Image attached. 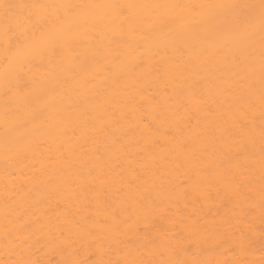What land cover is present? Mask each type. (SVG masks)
<instances>
[{"label":"bare ground","instance_id":"bare-ground-1","mask_svg":"<svg viewBox=\"0 0 264 264\" xmlns=\"http://www.w3.org/2000/svg\"><path fill=\"white\" fill-rule=\"evenodd\" d=\"M117 13L99 10L74 35L63 60L32 69L30 94L37 99L28 109L21 106L22 123L7 133L0 87V264L20 260L23 242L37 239L31 258L53 264L167 260L164 245L187 236L184 218L211 222L239 214L232 176L250 173L251 188L259 191L264 126L259 37L243 45L246 54L235 60L237 48L224 46L222 31L187 11L177 9L173 20L139 7L130 10L129 19ZM13 137L19 140L6 147V138ZM251 218L255 232L243 251L235 243L184 239L187 251L179 258L264 264L258 206Z\"/></svg>","mask_w":264,"mask_h":264},{"label":"snow or ice","instance_id":"snow-or-ice-1","mask_svg":"<svg viewBox=\"0 0 264 264\" xmlns=\"http://www.w3.org/2000/svg\"><path fill=\"white\" fill-rule=\"evenodd\" d=\"M137 7L148 9L151 14L164 16L167 13L168 20L176 19L171 14L177 9L187 11L198 17L200 22L222 31L225 38L224 46L230 49L233 46L237 48L239 54L233 55L235 60H240L241 56L246 54L247 50L243 45L254 41L258 36L260 42L259 102L261 116L264 118V0L150 5L81 4L70 2V0H61L59 3H7L5 0H0V8L3 9V18L0 20L3 62V67L0 69V87L5 97L3 118L6 133L14 131L22 123L19 115L21 106L28 109L37 99L30 94L35 83L32 72L34 67L63 60L74 42V35L84 24L94 20L99 10L118 9V16L129 19L130 10ZM143 22H148L147 18ZM247 54L250 55V53ZM249 88L253 89L254 84H250ZM32 114L36 115L35 112ZM18 140V137H13L12 141L6 138L5 145L7 147L10 142ZM249 143L254 144L255 140L251 139ZM260 150L261 177L258 193L251 188L254 178L250 173L241 172L238 176H232L230 180L231 191L236 195L238 204L241 206L239 214L211 222L204 221L200 216L184 218L180 223L187 236L178 238L176 244L169 242L164 245L170 257L167 260L157 261L136 257L105 262L101 258L91 261V264H229V262H213L196 257L180 259L179 253L187 251L182 241L186 239L196 244L211 242L217 245L235 243L243 251L252 242L255 222L251 216L257 206L260 214V235L264 238V126L260 132ZM77 228L86 231L79 224ZM86 234L92 236L90 232ZM23 243L25 247L19 249L22 258L14 261L13 264H53L51 260L42 261L31 258V249L40 243L39 239L32 244L26 240ZM55 264H89V261L65 259L56 261ZM230 264H245V262L237 259Z\"/></svg>","mask_w":264,"mask_h":264}]
</instances>
